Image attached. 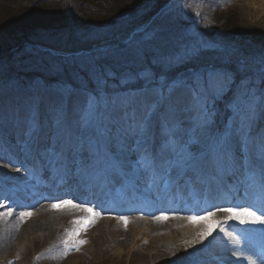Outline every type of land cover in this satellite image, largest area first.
Returning <instances> with one entry per match:
<instances>
[{
  "label": "rangeland",
  "instance_id": "1",
  "mask_svg": "<svg viewBox=\"0 0 264 264\" xmlns=\"http://www.w3.org/2000/svg\"><path fill=\"white\" fill-rule=\"evenodd\" d=\"M135 1L128 0L127 5ZM112 2L114 6L117 0H0V61H3L0 64H3L5 60L9 61V56L15 52H18V55L23 54V58L16 57L17 59L10 70L7 68L5 70L9 71L14 78H7L4 72L0 77V88H3L0 89V150L9 151L10 156L14 158L13 161H2V166L4 171L13 172L17 176L14 179L0 177V264H43V260L48 257V261L46 260L48 264H132L136 260H141L145 264H161L159 260L151 261L147 257L153 250L150 248V239L146 240L139 234L141 228L140 225L135 224L136 222L132 221L125 225L120 224V220L116 222L104 219L94 220L92 217L98 218V216H93L84 210L90 207L87 203L80 205V210L83 211H77L72 207L53 208V204L63 201L64 197H58L59 202L56 199L54 201L53 198L51 202L48 197L49 191L41 190V185L44 184L46 187L52 188V191H56L64 176V165H58L51 152V148L57 143L54 122L58 115L54 111L55 106L61 102V96H63L61 118L63 122H66V126L67 124L74 126L81 116L85 115L88 99L95 97L67 87L69 86L68 82L64 84L65 71L72 73L73 69L81 71L84 68V65H80L82 62H78L76 65L67 59L64 61V56L68 55L64 53V49L72 50L75 45H83L82 38L87 37V30L84 31L78 27L77 20L81 14L87 15L94 11L107 10V6ZM195 13L201 20L205 19L206 22L211 23L214 37L220 33L217 29L224 27L226 34L233 37L249 33L246 35L248 39H258L260 43L261 40H264L262 37L264 36L263 0H234L230 3L228 0L196 2ZM215 13H217L216 17ZM63 16L64 19L68 18L67 24L70 28L64 27L66 22L62 18ZM225 23L231 28H225ZM26 27L32 28L28 35L29 38L26 36V40L18 41L15 35L22 32L23 28L25 30ZM26 43L42 50L50 49L51 52L48 53H51L54 58H62L47 62H43L41 56L32 58L27 54ZM187 43L191 49L199 47L203 50L214 49L218 44L213 42V35L202 33L197 28L190 32ZM100 48L105 49L106 47L101 46ZM233 51L237 50L233 49ZM182 54L181 51L180 55ZM232 55L233 53L230 56ZM198 58L200 59L198 66L202 65L203 69L213 68V64L208 63L206 58ZM253 67L256 70L259 66L253 63ZM168 68H170V64L166 69ZM109 70L111 71V67ZM112 70L117 77H125V72H121L119 68L113 66ZM75 73L70 74V77L80 84L95 81L98 88L105 87L108 79L111 84L118 79L114 74L107 73L106 70L94 74ZM30 75L33 77L32 82H29ZM183 75L181 74V76ZM41 77L46 78L49 87L44 85L45 82ZM123 78H120L118 83L126 84L127 82H123ZM249 80L253 82V76L250 75L247 81L233 86L230 92L233 95L230 94V98L226 99L224 105L221 103V107L218 109L217 116L219 118L216 120L214 128L217 127L221 116H225L223 129L233 121L242 127L246 122L249 123V112L252 115L264 109V96L259 93V89L254 88L252 83L251 92L260 94V98L249 97L245 101L246 110L239 115L229 110V104L234 98H243V93L249 88ZM145 87L140 91L99 98L102 103L108 105L110 110L114 102L118 103L131 97H135L137 100H143L146 96L150 97L151 93L147 91L149 86ZM123 89L127 88L124 86ZM69 98L70 105L68 107ZM252 129L253 127L248 132L252 133ZM236 139L233 150L234 164L241 158L246 161L247 157L244 154L247 145L252 146L251 152H254V160L261 163L264 159L262 157L264 147L259 145L258 137L255 134L248 136L250 142L246 141V136ZM230 160L232 159L230 158ZM90 161L93 167L89 174L94 181L97 175L94 170L98 171L102 167L95 164L91 158ZM234 164L231 166L235 169L240 167V165L235 166ZM123 169L122 165L118 164L109 171L111 174L119 176V172L122 174ZM4 171L2 168L0 169L1 174ZM72 172L75 173V170L73 169ZM35 179H38L37 183H35ZM75 181L74 177L70 182L74 183ZM59 191H63V189L60 188ZM23 193L28 195L25 196ZM40 193L47 195L48 200L40 203L41 208L35 212L30 207L35 206L36 201L40 200ZM13 198H19L24 201L23 204L31 203V205L21 208L14 207L13 200H11ZM45 204H48L50 209L42 208ZM9 211L12 213L10 216L7 214ZM14 211L19 214L13 216ZM32 211L34 212L30 218L29 216L20 218L21 213ZM52 216L55 220L53 226L49 223L46 225L41 223L44 218L47 221L51 220ZM188 216L182 217L186 219ZM86 217L92 221L86 227L73 223L74 220H84ZM13 219L19 220L16 229L11 231L7 238L2 239L4 236L2 230L6 229ZM212 220L218 221L216 218H212ZM160 226H164L166 229L152 235L158 241L156 243L162 246L157 253L166 256L172 253L173 258L176 255L178 260L175 264H180L185 259H188L187 264H190L193 259L191 254L198 247L203 249L212 243L211 238L215 234L213 231L211 235L201 239V233L207 230V223L203 221L183 223L182 225L167 222ZM39 227H42V230ZM77 227L82 228L79 235L69 239L68 233ZM185 229L190 230L187 236L183 235L182 230ZM147 230L151 233V226ZM118 231H120L119 233L123 232L121 236ZM65 240L69 241L67 249L64 244ZM80 240L84 243L76 250L74 241ZM166 240L169 243L163 244ZM216 247L219 248L220 245ZM131 248L132 250H130ZM128 259L129 262H127Z\"/></svg>",
  "mask_w": 264,
  "mask_h": 264
},
{
  "label": "snow or ice",
  "instance_id": "2",
  "mask_svg": "<svg viewBox=\"0 0 264 264\" xmlns=\"http://www.w3.org/2000/svg\"><path fill=\"white\" fill-rule=\"evenodd\" d=\"M144 79L148 81L150 97L146 96L143 100L131 97L114 102L110 110L99 97H90L86 102L85 115L74 126H65L61 118V96V102L54 108L58 115L54 122L57 143L51 148L55 162L62 166L69 163L75 166L77 158L83 164L91 157L95 164L107 168L130 159L131 171L151 170L154 182L159 173L158 178L165 185L183 184L189 173L204 168L210 157L226 167L234 163L227 152L228 144L234 137L250 136V132L233 121L217 134L214 125L218 108L236 83V73L216 68L193 70L170 82H156L155 87L151 86V78ZM252 83L248 81L249 88L243 93V98L237 97L231 101L230 111L239 115L246 110L245 101L253 96ZM261 165L259 191L253 199L244 204L217 209L227 214V220H235L241 225L264 226V159ZM63 207L75 208L80 205L71 199L53 204V208ZM84 210L96 215L91 207ZM7 214L12 215L11 211ZM30 215V212H24L20 218ZM214 215V212H209L202 217H190L192 223H207V230L201 233V239L227 222L213 221ZM122 219L127 225V219ZM73 223L86 227L92 221L86 217ZM81 230V227H77L68 233L69 239L79 235ZM220 231H224V228L220 227ZM259 231L264 234V227ZM232 239L236 244L240 243L236 237ZM83 243L82 240L74 241L76 250ZM64 244L67 249L69 241L65 240Z\"/></svg>",
  "mask_w": 264,
  "mask_h": 264
},
{
  "label": "bare ground",
  "instance_id": "3",
  "mask_svg": "<svg viewBox=\"0 0 264 264\" xmlns=\"http://www.w3.org/2000/svg\"><path fill=\"white\" fill-rule=\"evenodd\" d=\"M263 5H264V0H263ZM149 23L148 24H144L143 26V30H144V32L145 31H147V29L149 28ZM29 79H33V77H32V75H30L29 76ZM41 79H43L44 81H46V78L45 77H41ZM69 103H70V99H69ZM257 117H255V119H256ZM256 121H257V123H259L260 124V120H258V118L256 119ZM66 126V125H65ZM236 138H240V137H234L231 141L233 142V147H234V144H235V142H236ZM250 149H251V146H250ZM0 158H2V159H6V161L8 160V161H10V155L8 154V153H6V154H0ZM123 164L125 165V166H129L130 164H132V161L129 159V160H125V161H123ZM2 164L0 163V169L2 168V166H1ZM68 166H72L70 163L69 164H67ZM91 166H92V163L90 162V163H88L87 161H85L83 164H81L80 163V161H79V158H77V162H76V165L74 166V167H76V175H81L82 177H84V176H86L87 175V173L91 170ZM73 167V168H74ZM71 167H67L66 168V170L67 171H71ZM101 173H103V171L102 170H99L98 172H97V175L99 176ZM1 175H6V177L7 178H9V177H12L14 174L13 173H9V174H4V173H2L1 174V172H0V176ZM16 177V176H15ZM189 178L191 179L192 178V175H190L189 176ZM194 178H196V177H194ZM85 180H86V178H84ZM94 183L96 184V185H98L99 186V184H98V181H97V178L95 179V181H94ZM193 184V183H192ZM99 188H101L100 186H99ZM222 190L224 191V192H222V194H225V191L227 190L226 188H222ZM64 192H66V191H64ZM85 193H86V191L84 190H79V192H77L75 195H73V194H70V193H68L67 195H66V197L68 198V199H70V198H72L73 200H80L81 199V195H85ZM73 195V196H72ZM40 199L41 200H39V201H36V203H35V208H41L40 206H39V204L40 203H43V202H46V200H43V198H42V194H41V197H40ZM11 200H15L16 201V199H11ZM17 201H18V205H20V200L19 199H17ZM87 201H92V198H87ZM28 205H31V203L30 204H28ZM33 206V205H32ZM138 206H141L140 208H143L142 206L143 205H138ZM43 207H45L46 209H50L49 207H48V204H45V206H42V208ZM38 213V212H37ZM223 214H224V212H222ZM51 220H46V218H44V220L41 222V223H43V224H47V223H49L51 226H53V224H54V222H55V220H54V217L52 216V218H50ZM41 220V219H40ZM39 220V221H40ZM133 220H134V222H136L135 224L136 225H140V230H139V234L140 235H142L143 236V238L145 237L146 238V240L147 239H150V244H151V246H150V248H152L153 250H152V252L149 254V255H147V257H149L150 259H151V261H160V263L161 264H175L176 263V261L178 260L177 258H176V255H174V258H173V255H171L172 253H170V254H168V256H166V255H160V254H158L157 252L160 250V248L162 247L161 246V244H157L158 243V241L156 240V239H154L153 237H152V235H154V234H156V233H160V232H162V231H164L166 228L164 227V226H160L161 224H163L164 222H161V223H158L156 220L155 221H152V223L150 222L152 219H149L148 217H146V218H136V217H133ZM170 221V220H169ZM172 221L176 224V225H182L183 223H184V220H182V219H180V218H173L172 219ZM18 222H19V220L17 219H13L12 221H11V223H10V225L8 226V227H6V229H3L2 230V232H4V236H3V238L2 239H5V238H7V235L9 234V233H11V231H13L14 229H16V227H17V224H18ZM164 225V224H163ZM151 226V233L149 232V230H147V229H149V227ZM39 229L40 230H42V227H39ZM183 231V235L184 236H187V234L189 233V231L190 230H188V229H185V230H182ZM38 232V231H37ZM120 231H118V233H119ZM39 233V232H38ZM123 232H121V233H119V235L121 236V234H122ZM2 237V236H1ZM3 241V240H2ZM157 242V243H156ZM156 243V245H154ZM169 242L166 240L165 241V243H163V244H168ZM133 248V247H132ZM132 248L130 249V250H132ZM155 253V254H154ZM48 259H49V257L46 259L47 261H48ZM45 259L43 260V264H48L47 263V261H46ZM150 261V262H151ZM127 262H129V259L127 260ZM132 264H145V263H143V262H141V260H136V261H134Z\"/></svg>",
  "mask_w": 264,
  "mask_h": 264
},
{
  "label": "trees",
  "instance_id": "4",
  "mask_svg": "<svg viewBox=\"0 0 264 264\" xmlns=\"http://www.w3.org/2000/svg\"><path fill=\"white\" fill-rule=\"evenodd\" d=\"M127 1L128 0H124V1L123 0H117V2L114 3V6H113V2H112V4L110 3V5L107 6V8H106L107 10H99V12H95L94 11V12H91V13H89L87 15L86 14H81L80 16L78 14L79 19L77 20V22H78V27H80L79 29H82L84 31L87 30L88 33L86 35L87 37H85L86 40L84 41L83 46H76L75 45V47L72 50H75V49H78V48H81V49L90 48L91 44L93 43L92 40L94 38V35H93L94 34V31H93L94 28H96L98 26L103 27V26L107 25L106 23H115L120 18L128 17V21H130V24H129V28L127 30H125V31H128L130 28H132L133 24L135 22L139 21L143 17V15L142 14H138V12H140L139 11L140 10V6L146 0H136L135 2L130 3L128 5H127V3H128ZM62 18L64 19L65 17L63 16ZM64 21L67 24L68 18L64 19ZM66 24H64V27L67 26V28H70L69 24H67V25ZM226 26L231 28V26H229L227 23H226ZM23 30H24V28L22 29V32L17 33L15 35L16 38L18 39V41L22 40V39L26 40L27 39L26 36L28 37V35H30V32L32 31V28L31 27H26L25 30L24 31ZM246 34L249 35V33H246ZM239 36L241 37V39H242V37H244V35H242V34H240ZM239 36H238V38H240ZM159 37L161 39H165L166 34L164 32H160L159 33ZM106 38L108 39L110 37H106ZM238 40H240V39H238ZM242 42L243 41H239L237 43V47L240 50L239 52L245 53V55L251 54V57H254L255 54L253 53V48H251L250 45L247 46L246 43H245L246 46H241ZM253 44H254V46L256 44H258L255 39L253 41ZM27 54L30 55L29 53H27ZM17 56H18V52H15L12 56H9V57L14 59ZM46 57H50V56L47 55ZM13 64H14V62L12 60H9L6 64H4L2 66V68H7L8 70H10V68H12ZM2 72L5 73L7 78H11V75H10L9 71H2Z\"/></svg>",
  "mask_w": 264,
  "mask_h": 264
}]
</instances>
